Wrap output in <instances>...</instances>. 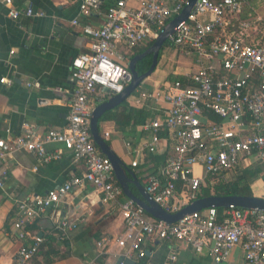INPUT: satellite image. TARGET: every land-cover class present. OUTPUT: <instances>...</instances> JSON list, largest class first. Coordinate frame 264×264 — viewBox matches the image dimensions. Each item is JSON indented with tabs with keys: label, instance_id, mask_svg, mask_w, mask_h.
I'll use <instances>...</instances> for the list:
<instances>
[{
	"label": "built area",
	"instance_id": "2783aa9c",
	"mask_svg": "<svg viewBox=\"0 0 264 264\" xmlns=\"http://www.w3.org/2000/svg\"><path fill=\"white\" fill-rule=\"evenodd\" d=\"M104 1L78 0L79 11L83 16L101 14ZM188 2L114 0L99 28L72 22L89 43L87 52L70 64L74 87L66 126L40 137L33 127L23 124L19 135L0 138V188L7 177L4 164L18 152L49 162L60 160L66 151L74 162L83 164L84 173L43 196L17 201L13 231L21 245L15 264L28 263L38 254L43 239L26 230L37 220L49 218L57 238H68L76 222L69 215L61 217L59 206L68 204V196L86 186L122 216L125 231L116 244L125 249L123 256L128 259H143L145 241L154 238L170 245L184 244L197 255L206 253L214 263L226 262L239 248L246 264H264V211L230 206L194 212L173 224L156 220L123 195L110 161L90 133L93 105L120 94L131 82L128 68L121 64L124 55L153 43ZM245 3L197 0L166 42L182 55L193 56L196 71L153 90L134 92L132 105L146 109L152 117L138 126L139 141H125V149L134 156L132 169L139 165L136 157L161 158L157 172L144 176L143 188L168 213L203 198L205 191L214 196L216 186L235 181L254 166L262 169L264 177V45L245 43L242 38L244 32L257 31L260 26L264 33V20H243L229 31ZM0 4L13 20L44 16L31 7L15 8L13 0H0ZM0 83L9 85L10 81L1 78ZM108 136L105 133L103 138ZM51 143L62 149L47 154L45 145ZM176 259L173 252L165 264H175Z\"/></svg>",
	"mask_w": 264,
	"mask_h": 264
},
{
	"label": "crops",
	"instance_id": "0c3cea01",
	"mask_svg": "<svg viewBox=\"0 0 264 264\" xmlns=\"http://www.w3.org/2000/svg\"><path fill=\"white\" fill-rule=\"evenodd\" d=\"M13 6L17 9L31 7L44 16L13 20L7 17L5 7L0 4V79L10 81L9 85L0 83V138L19 135L23 124L30 125L37 135L43 137L49 130H61L66 126L74 87L70 64L74 57L87 52L89 40L72 22L88 23L99 28L105 10L102 9L101 14L83 16L78 0H13ZM243 11L244 7L239 20L232 24L229 31H234L243 20L254 17L264 20V14L257 13L242 18ZM243 34L245 43L264 45L261 26L257 31ZM144 47L126 53L122 65L128 68L129 61ZM196 69L194 57L190 59L178 50L177 53L171 52L170 56L164 52L159 56L154 72L139 89L153 90L165 81L181 79ZM132 98L125 104L128 109L144 111L147 113L146 120L152 117V113L146 109L134 107ZM139 125H132L131 122L121 128L113 122L110 126H104L100 135L103 138L105 133L109 134L108 138H103L104 141L143 187L144 176L157 172L161 158L136 157L139 165L131 168L134 156L128 153L124 143L127 140L139 141ZM61 149L59 144L45 145L47 154ZM153 160L160 161L155 164ZM4 168L7 177L3 188H0V264H15V254L21 245L13 231L18 216L17 201L45 195L72 176H81L84 166L81 162H74L66 151H63L60 160L49 162H40L33 154L18 152L5 162ZM248 170L259 172L248 185L254 197L264 199L262 169L254 166ZM128 178L131 179L130 175ZM129 189L139 197L135 185L130 184ZM67 203L59 206L61 217L69 215L77 228L69 232L65 240L57 238L49 218H42L26 227L31 236L40 237L43 241L47 236L54 239L59 256L50 264H87L90 261L95 264H116L117 258L125 254V249L116 244L125 231L119 212L103 204L99 193L90 186L71 193ZM144 249L146 256L135 259L137 264H165L173 252L177 258L175 264H246L239 248L234 249L223 263H214L206 253L197 255L184 244L170 245L154 238L145 241ZM25 264H43L42 256Z\"/></svg>",
	"mask_w": 264,
	"mask_h": 264
},
{
	"label": "water",
	"instance_id": "95a60500",
	"mask_svg": "<svg viewBox=\"0 0 264 264\" xmlns=\"http://www.w3.org/2000/svg\"><path fill=\"white\" fill-rule=\"evenodd\" d=\"M197 0H189L188 5L182 10V12L173 18L162 33L153 41L150 47L140 54L135 55L128 64V70L131 74V82L124 88V90L106 101L98 104L92 111V117L90 120V133L95 146L99 149L100 153L108 158L111 163L114 176L120 186L123 195L131 200L136 206L143 210L150 217L163 221L167 224H173L184 216L192 214L194 212H200L209 208L225 209L232 207H238L249 210L264 211V199L259 197L249 196H207L200 198L191 204L183 207L176 213H168L163 210L159 205L154 203L146 194L144 188L140 185L137 179L134 177L132 171L120 160V158L114 153L108 144L101 137L98 130V122L100 118L107 112L121 105L126 99H128L142 84V82L151 76L154 72L159 59V53L163 46L166 45L168 37L173 33L174 28L182 21L186 20L191 13L194 4ZM151 56V64L149 69L139 74L136 71V64ZM130 175L131 179L128 178ZM136 186L139 197L134 196L129 189V185ZM116 264H137L133 259H128L123 255L117 258Z\"/></svg>",
	"mask_w": 264,
	"mask_h": 264
},
{
	"label": "trees",
	"instance_id": "16d2710c",
	"mask_svg": "<svg viewBox=\"0 0 264 264\" xmlns=\"http://www.w3.org/2000/svg\"><path fill=\"white\" fill-rule=\"evenodd\" d=\"M114 0H105L102 9L105 11L113 4ZM152 43L146 44L144 49L139 50L137 54L142 53L145 51L148 47L151 46ZM167 46V44L165 45ZM151 64V56H147L146 58L140 60L136 64V71L139 74H142L146 72L149 69V66ZM171 80V79H170ZM111 117L112 121L117 124L119 127H125L126 125L131 124L132 125H139L142 124L147 117V113L144 111H135L133 109H128L127 106L124 104L123 106H119L113 114L107 113L104 118ZM160 160H153V162L156 164ZM258 171H252V170H244L235 181L230 182L226 185H218L215 188L214 195L215 196H249L252 197V193L250 190V187L248 185V182L252 180L253 178L258 176ZM209 196L208 192H204V197ZM54 246V239L50 236H47L45 241H43V244L39 248V252L36 255L42 256L43 264H50L52 260L59 256V253L55 249Z\"/></svg>",
	"mask_w": 264,
	"mask_h": 264
},
{
	"label": "rangeland",
	"instance_id": "374dc122",
	"mask_svg": "<svg viewBox=\"0 0 264 264\" xmlns=\"http://www.w3.org/2000/svg\"><path fill=\"white\" fill-rule=\"evenodd\" d=\"M253 13H257L259 15L264 14V0H246L243 15L241 17L247 18L249 14H253ZM173 51L177 53V49H175L173 47H169V46H163L160 50L159 56L161 54H163L164 52L167 54V56H170V53L171 52L173 53ZM121 52H122V50L120 49L119 53H121ZM189 58L193 59L192 56L191 57L189 56ZM140 88H143V84L140 85ZM133 94L119 106H123L124 104L129 103L130 98L133 97ZM118 107L112 109L111 111H109L107 113L113 114ZM104 116H105V114L100 118V120L98 122L99 133L103 132L104 126H110L113 123L111 117L104 118Z\"/></svg>",
	"mask_w": 264,
	"mask_h": 264
},
{
	"label": "flooded vegetation",
	"instance_id": "af4514ba",
	"mask_svg": "<svg viewBox=\"0 0 264 264\" xmlns=\"http://www.w3.org/2000/svg\"><path fill=\"white\" fill-rule=\"evenodd\" d=\"M137 50V49H136ZM136 50H135V52H136Z\"/></svg>",
	"mask_w": 264,
	"mask_h": 264
}]
</instances>
